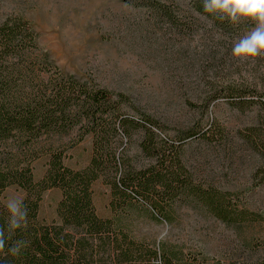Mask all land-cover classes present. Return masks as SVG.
Here are the masks:
<instances>
[{
  "label": "rangeland",
  "instance_id": "rangeland-1",
  "mask_svg": "<svg viewBox=\"0 0 264 264\" xmlns=\"http://www.w3.org/2000/svg\"><path fill=\"white\" fill-rule=\"evenodd\" d=\"M166 4L170 15L140 0H0V22H28L34 52L43 55L53 76L122 93L125 115L142 122L148 115L158 123L151 130L140 124L128 132L119 128L112 137L118 167L109 162L91 184L95 212L108 218L105 231L115 235L118 247L109 257L110 245L93 238L102 256L98 264H264V108L255 95L239 106L232 91L244 78L264 88V55H232L233 44L255 25L227 33L190 0ZM240 63L248 66L234 70ZM82 134L76 125L62 135L38 137L34 158L26 159L36 187L49 149L71 168L88 164L93 136ZM171 142L179 145L185 166L172 198L135 176L160 169L161 159L175 153ZM200 189L226 193L233 213L228 221L200 200ZM25 194L10 185L2 200L7 205ZM60 198L57 186L41 190L38 218L56 221ZM242 209L249 210L243 218L237 214Z\"/></svg>",
  "mask_w": 264,
  "mask_h": 264
},
{
  "label": "trees",
  "instance_id": "trees-1",
  "mask_svg": "<svg viewBox=\"0 0 264 264\" xmlns=\"http://www.w3.org/2000/svg\"><path fill=\"white\" fill-rule=\"evenodd\" d=\"M140 1L142 5L161 14L170 15L173 12L166 0ZM190 2L193 9L227 33L251 29L255 25L251 19H241L238 24L227 19L221 21L216 15L204 11V0ZM35 47L32 28L22 17H7L0 22V226L5 228L6 236L5 252L0 253V264H98L102 256L92 243L93 238L102 246L110 245L106 249L109 257L111 249L114 251L118 247L115 246V235L105 231L108 218H101L95 212L91 184L109 162L115 168L118 167L119 159L112 146V137L119 128L128 132L130 125L140 124L151 130L158 123L148 115L143 118V122L125 115L122 111V93H114L104 86L63 78L59 73L53 76L48 71L43 55L34 52ZM240 64L234 66V70L240 71L243 65L248 66V63ZM257 85L258 81L249 78L235 83L232 87L235 102L244 106V103L255 101V97L264 108V80L263 89ZM76 125L83 134L91 132L93 136L92 155L88 164L82 169L71 168L62 161L59 151L49 149L48 167L36 187L32 166L30 161H26L34 158V142L43 133L62 135ZM192 134L195 132L188 131L187 136ZM170 146L175 153H169L161 159L160 169L150 168V175L144 176L140 171L135 176L156 192L161 191L172 198L178 191L185 166L177 152L179 145L171 142ZM14 184L26 192L20 201L21 211L24 205L27 207V227L9 232L11 214L2 196L4 190ZM125 184L126 180L123 179ZM156 184H160V187L157 188ZM50 186L61 189V198L56 207L58 219L44 222L38 218V200L41 190ZM195 193L221 219L228 221L233 215L224 201L226 193L217 189H200ZM247 212L248 209H242L237 214L243 218ZM19 240L27 244L18 256H13L8 253V248ZM119 250L128 254L126 249Z\"/></svg>",
  "mask_w": 264,
  "mask_h": 264
},
{
  "label": "clouds",
  "instance_id": "clouds-1",
  "mask_svg": "<svg viewBox=\"0 0 264 264\" xmlns=\"http://www.w3.org/2000/svg\"><path fill=\"white\" fill-rule=\"evenodd\" d=\"M203 8L205 12L216 15L221 21L227 19L233 24H238L241 19L253 20L255 27L233 44L232 55L236 58H255L264 55V0H204ZM6 207L11 214L8 222L9 232L27 227L26 205L21 211V201L12 200ZM26 244L27 242L23 240L16 241L8 248V253L18 256ZM5 245V228L0 226V253L5 252Z\"/></svg>",
  "mask_w": 264,
  "mask_h": 264
}]
</instances>
